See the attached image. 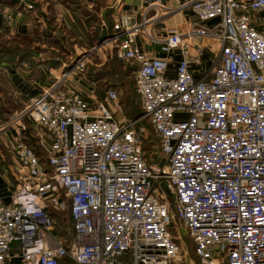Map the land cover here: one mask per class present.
<instances>
[{
	"label": "built area",
	"instance_id": "2783aa9c",
	"mask_svg": "<svg viewBox=\"0 0 264 264\" xmlns=\"http://www.w3.org/2000/svg\"><path fill=\"white\" fill-rule=\"evenodd\" d=\"M140 1L139 22L117 14L91 47L112 43L133 64L137 116L122 113L114 85L102 95L75 85L87 51L67 55L66 71L7 120L0 113V129L17 128L0 264H192L181 228L196 264H264V0H184L197 22L160 37L148 26L158 16L145 15L160 0ZM142 118L156 155L143 149Z\"/></svg>",
	"mask_w": 264,
	"mask_h": 264
},
{
	"label": "crops",
	"instance_id": "0c3cea01",
	"mask_svg": "<svg viewBox=\"0 0 264 264\" xmlns=\"http://www.w3.org/2000/svg\"><path fill=\"white\" fill-rule=\"evenodd\" d=\"M183 1L160 0L159 6L146 11L147 16H158L148 24L153 35L160 37L167 29L182 30L197 22L188 7L180 6ZM26 3L32 6L26 8ZM123 12L139 22L143 5L140 0H0L1 118L7 120L41 87L53 82L65 70L67 55L76 54L72 49L77 43L93 42L101 26L110 30L111 22ZM259 13L262 14L259 25L264 31V10ZM3 14H9L10 18L5 19ZM135 43L152 54H162L156 43L147 42L141 34L136 36ZM77 86L85 93L91 89L95 92L94 84L81 82ZM16 129L14 125L0 129V199L3 202L8 200V191L15 183L9 143Z\"/></svg>",
	"mask_w": 264,
	"mask_h": 264
},
{
	"label": "rangeland",
	"instance_id": "374dc122",
	"mask_svg": "<svg viewBox=\"0 0 264 264\" xmlns=\"http://www.w3.org/2000/svg\"><path fill=\"white\" fill-rule=\"evenodd\" d=\"M260 15L262 16V14L258 13L256 17H260ZM203 41H206L209 49L212 52H215L217 47L214 42L208 39H204ZM94 42L95 41H86V43L78 42V46H75L74 49H72V52L75 50L76 54L80 53L79 51H87V58L83 68L84 77L81 78L79 76L76 78L74 80L75 85H78V83L81 82L89 86L94 84L96 94L101 95L103 93V85L113 84L118 91V104L120 105L122 113L127 117L137 116L140 108L137 92L133 84V64H131L129 60L116 57L113 51L114 49L112 43H108L103 48L91 49ZM66 66H64L63 69H66ZM109 108L114 118L116 120H120L122 113L115 111L110 106ZM2 121L5 120L2 118ZM141 123L144 124L147 134L143 148L145 150V154H149L150 156L156 155L154 151H152L155 144V136L144 118L141 119ZM58 200L60 205L57 209H55L54 213V220L57 225L56 231L66 234L68 230L67 204L65 199L61 200L59 197ZM180 233L182 239V249L186 252V262L196 264L189 236L184 228H181ZM11 249L15 250L13 244L11 245Z\"/></svg>",
	"mask_w": 264,
	"mask_h": 264
},
{
	"label": "water",
	"instance_id": "95a60500",
	"mask_svg": "<svg viewBox=\"0 0 264 264\" xmlns=\"http://www.w3.org/2000/svg\"><path fill=\"white\" fill-rule=\"evenodd\" d=\"M106 27L104 26V25H102L101 26V29H100V31H99V35H98V37H99V39L100 40H102V39H104L105 38V35H106ZM68 230H70V224L68 223Z\"/></svg>",
	"mask_w": 264,
	"mask_h": 264
},
{
	"label": "trees",
	"instance_id": "16d2710c",
	"mask_svg": "<svg viewBox=\"0 0 264 264\" xmlns=\"http://www.w3.org/2000/svg\"><path fill=\"white\" fill-rule=\"evenodd\" d=\"M111 24H112V22H111ZM111 24H110V27H111ZM258 27L262 30V26H261V25H259ZM109 29H110V28H109ZM107 31L110 32V30H107ZM99 40H100V39H99L97 33H95L94 41H99ZM2 54H3V49H2V47H1V48H0V55H2ZM111 85H113V84H111ZM137 96H138V94H137ZM138 103H139V100H138ZM131 115H133V114H131ZM131 115H130V116H131Z\"/></svg>",
	"mask_w": 264,
	"mask_h": 264
},
{
	"label": "bare ground",
	"instance_id": "6f19581e",
	"mask_svg": "<svg viewBox=\"0 0 264 264\" xmlns=\"http://www.w3.org/2000/svg\"><path fill=\"white\" fill-rule=\"evenodd\" d=\"M107 35H108V33H107V31H106V35H105V38H106V36H107ZM105 38H104V39H105ZM104 39H102V40H104ZM99 41H101V40H99ZM65 71H66V70H65Z\"/></svg>",
	"mask_w": 264,
	"mask_h": 264
}]
</instances>
